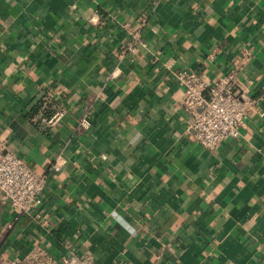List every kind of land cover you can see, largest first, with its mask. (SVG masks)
I'll return each mask as SVG.
<instances>
[{"label":"crops","instance_id":"0c3cea01","mask_svg":"<svg viewBox=\"0 0 264 264\" xmlns=\"http://www.w3.org/2000/svg\"><path fill=\"white\" fill-rule=\"evenodd\" d=\"M127 22L144 26L126 54ZM245 53L261 112L210 150L176 74L215 80ZM0 138L47 177L32 214L0 193L2 264L36 244L96 264H264V0H0Z\"/></svg>","mask_w":264,"mask_h":264},{"label":"built area","instance_id":"2783aa9c","mask_svg":"<svg viewBox=\"0 0 264 264\" xmlns=\"http://www.w3.org/2000/svg\"><path fill=\"white\" fill-rule=\"evenodd\" d=\"M123 26L130 35L124 52H135L143 42L144 22L132 27L127 22ZM249 58V53H245L238 65L215 80L197 70L177 72L176 80L184 93L182 103L189 114V128L203 147L217 150L227 139L239 137L240 126L261 112L263 96L253 95L252 81L244 80L241 75ZM63 114L64 110L58 112L54 119ZM46 184V175L31 168L9 148L7 139L0 138V193L10 200L16 217L32 214L40 207ZM9 264H96V261L91 254L71 253L58 258L46 246L36 244L24 258L17 257Z\"/></svg>","mask_w":264,"mask_h":264}]
</instances>
